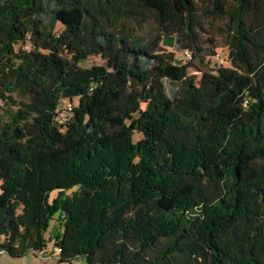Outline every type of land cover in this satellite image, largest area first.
Returning a JSON list of instances; mask_svg holds the SVG:
<instances>
[{
    "label": "trees",
    "instance_id": "16d2710c",
    "mask_svg": "<svg viewBox=\"0 0 264 264\" xmlns=\"http://www.w3.org/2000/svg\"><path fill=\"white\" fill-rule=\"evenodd\" d=\"M154 1L0 0L1 253L264 264V0ZM202 15L228 63L194 84L162 43L207 65Z\"/></svg>",
    "mask_w": 264,
    "mask_h": 264
},
{
    "label": "rangeland",
    "instance_id": "374dc122",
    "mask_svg": "<svg viewBox=\"0 0 264 264\" xmlns=\"http://www.w3.org/2000/svg\"><path fill=\"white\" fill-rule=\"evenodd\" d=\"M149 3L160 6V3L149 0ZM257 15L259 17L264 18V5H260L257 10ZM250 15H252L250 11ZM201 24L202 28H198L197 32L199 35L201 45L208 50L209 55L207 56L208 63L207 65H202L197 59L192 58L190 62H183L179 55L180 47L174 43V36H165L164 43L162 45L167 49L173 52L174 58L172 61V65L174 67H178L183 63H186V67L184 69L186 76H192V82L197 84V79L199 78L202 70H207L209 66L215 67L217 61L210 55L211 53L218 52L220 56H224L227 53V46L225 42L226 34H225V26L223 25V21L216 18H211L210 16H201ZM150 23L145 24V28L148 29ZM57 27L59 24L57 23ZM205 56V57H206ZM90 63H101L107 65V62L104 58L99 55L89 56L83 61V65H88ZM180 81H165V86L167 91L171 94L173 91L177 90L178 93L182 91L180 88ZM73 101H76V97H73ZM0 107H2V101L0 100ZM0 115L1 108H0ZM140 136V133L134 131L133 139H137ZM71 189L66 190L69 192ZM55 194V190L51 191L49 194V198ZM54 221L51 220L49 227H51ZM56 231H61L60 227L55 228ZM50 232L46 230L44 232V237L46 239L45 246L47 253L42 254L40 251H26L20 256H10L6 252H2L0 254V264H98V263H88L85 262L80 256H74L69 259L58 260V253L52 252L49 253L54 246V238L51 236L48 238Z\"/></svg>",
    "mask_w": 264,
    "mask_h": 264
},
{
    "label": "built area",
    "instance_id": "2783aa9c",
    "mask_svg": "<svg viewBox=\"0 0 264 264\" xmlns=\"http://www.w3.org/2000/svg\"><path fill=\"white\" fill-rule=\"evenodd\" d=\"M179 55L181 60L184 62L188 59L191 58V51L188 48H181L179 50ZM212 57L217 61V63L220 64H227L228 63V57L227 54H225L224 56H220L218 52H215ZM71 109V103L70 101H66L61 107H59L57 109V113H56V118L58 121H63L66 118V114L70 111ZM58 247H54L53 250H51L49 253L52 252H58ZM42 254H46L47 250L46 248H42L41 250H39ZM0 254H1V250H0Z\"/></svg>",
    "mask_w": 264,
    "mask_h": 264
}]
</instances>
